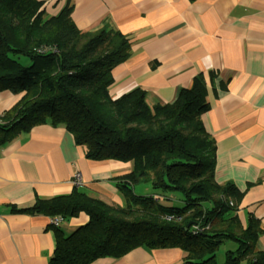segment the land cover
I'll return each mask as SVG.
<instances>
[{
	"label": "trees",
	"instance_id": "trees-1",
	"mask_svg": "<svg viewBox=\"0 0 264 264\" xmlns=\"http://www.w3.org/2000/svg\"><path fill=\"white\" fill-rule=\"evenodd\" d=\"M41 6L0 0V90L19 94L0 115V142L50 123L64 126L88 159L131 163L114 177L122 206L75 188L23 209L88 216L68 235L56 233L50 264H90L137 247H177L185 264H264L256 248L264 228L252 216L243 225L236 187L214 179L215 145L200 120L208 107L202 76L163 105L149 106L140 88L111 98V70L128 56V39L106 26L79 30L68 4L48 17Z\"/></svg>",
	"mask_w": 264,
	"mask_h": 264
},
{
	"label": "crops",
	"instance_id": "crops-1",
	"mask_svg": "<svg viewBox=\"0 0 264 264\" xmlns=\"http://www.w3.org/2000/svg\"><path fill=\"white\" fill-rule=\"evenodd\" d=\"M40 1L45 17L68 4L79 30L106 26L128 39V56L111 70V98L140 88L149 106L163 105L202 76L208 107L200 120L215 145L214 179L236 187L243 225L252 216L264 228V0ZM18 97L1 89L0 115ZM130 170V162L86 158L62 125L35 124L0 142V264H50L56 233L88 220L81 212L53 226L49 215L23 209L75 188L122 206L114 177ZM256 248L264 251V235ZM182 256L177 247H137L90 264H185Z\"/></svg>",
	"mask_w": 264,
	"mask_h": 264
},
{
	"label": "built area",
	"instance_id": "built-area-1",
	"mask_svg": "<svg viewBox=\"0 0 264 264\" xmlns=\"http://www.w3.org/2000/svg\"><path fill=\"white\" fill-rule=\"evenodd\" d=\"M82 183V177L79 171H76L73 174L72 177V185L75 187H78L79 185H81ZM63 221V218L59 215H55V216H51L49 219V222L53 225V226H58L60 222Z\"/></svg>",
	"mask_w": 264,
	"mask_h": 264
},
{
	"label": "rangeland",
	"instance_id": "rangeland-1",
	"mask_svg": "<svg viewBox=\"0 0 264 264\" xmlns=\"http://www.w3.org/2000/svg\"><path fill=\"white\" fill-rule=\"evenodd\" d=\"M22 63H23V62H22ZM23 64H25V63H23ZM25 65H26V64H25ZM149 188H150V187H149ZM134 189H135V191L138 192V193L140 192V190H142V189H141L139 186H137V185L134 186ZM175 204H179V203H175ZM223 249H224V248L222 247V248H221V251H220V254L218 255V259H219V260H222V257H223V255H222V251H223Z\"/></svg>",
	"mask_w": 264,
	"mask_h": 264
}]
</instances>
